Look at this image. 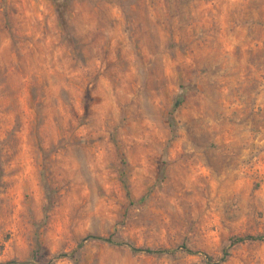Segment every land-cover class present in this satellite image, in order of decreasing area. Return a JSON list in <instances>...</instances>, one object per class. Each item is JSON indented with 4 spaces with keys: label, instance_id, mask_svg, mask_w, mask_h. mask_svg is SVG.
<instances>
[{
    "label": "rangeland",
    "instance_id": "rangeland-1",
    "mask_svg": "<svg viewBox=\"0 0 264 264\" xmlns=\"http://www.w3.org/2000/svg\"><path fill=\"white\" fill-rule=\"evenodd\" d=\"M12 261L264 264V0H0Z\"/></svg>",
    "mask_w": 264,
    "mask_h": 264
},
{
    "label": "trees",
    "instance_id": "trees-1",
    "mask_svg": "<svg viewBox=\"0 0 264 264\" xmlns=\"http://www.w3.org/2000/svg\"><path fill=\"white\" fill-rule=\"evenodd\" d=\"M56 8H57V12H58V19L60 21V24L62 26V28L64 30H67L68 29V23H67V19H66V13H65V10H66V4L65 3H57L56 4ZM250 240H256L255 238L253 237H249ZM88 240H99V241H102V242H106V243H109V244H114L113 241H111V239H105V238H98V237H89L87 239H85V241H88ZM236 242H243V239H239L237 240ZM130 250L133 252V253H145V254H148V255H162V254H167L169 253L170 251H167V250H151V249H139V248H136V247H132L130 246L129 247ZM184 249H186V247H184ZM190 254H193V255H198L199 253H196V252H193V251H188ZM30 262H16V261H12L10 262V264H29Z\"/></svg>",
    "mask_w": 264,
    "mask_h": 264
},
{
    "label": "bare ground",
    "instance_id": "bare-ground-1",
    "mask_svg": "<svg viewBox=\"0 0 264 264\" xmlns=\"http://www.w3.org/2000/svg\"><path fill=\"white\" fill-rule=\"evenodd\" d=\"M216 153H217L216 162L218 163L219 166H222L224 155L220 150H218ZM192 158H193L192 160L193 162L198 163L201 166L207 164L205 157L198 151H195L190 154H183L179 157H176L175 160L178 159L181 161L182 164H187L188 162H191Z\"/></svg>",
    "mask_w": 264,
    "mask_h": 264
}]
</instances>
